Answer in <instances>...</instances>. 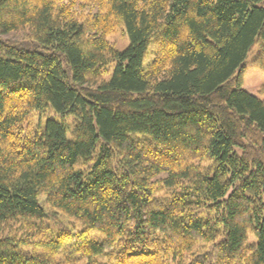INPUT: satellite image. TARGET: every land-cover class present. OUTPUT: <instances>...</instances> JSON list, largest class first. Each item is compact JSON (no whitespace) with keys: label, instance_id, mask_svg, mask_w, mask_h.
I'll use <instances>...</instances> for the list:
<instances>
[{"label":"trees","instance_id":"16d2710c","mask_svg":"<svg viewBox=\"0 0 264 264\" xmlns=\"http://www.w3.org/2000/svg\"><path fill=\"white\" fill-rule=\"evenodd\" d=\"M256 48L264 0H0V264H264Z\"/></svg>","mask_w":264,"mask_h":264},{"label":"rangeland","instance_id":"374dc122","mask_svg":"<svg viewBox=\"0 0 264 264\" xmlns=\"http://www.w3.org/2000/svg\"><path fill=\"white\" fill-rule=\"evenodd\" d=\"M110 45L119 51L125 50L129 46V38L124 30L123 25H119L117 30L108 36L107 38ZM258 48V47H257ZM255 49L248 57V61L246 62V67L244 70V87L246 90H249L252 93L258 94L260 87L264 84V73L258 67H252V59L258 54V49ZM151 59V58H150ZM111 70V69H110ZM112 72V70H111ZM110 76V72H109ZM59 220L60 223L69 225L70 221L66 219ZM62 255H66L68 250H62Z\"/></svg>","mask_w":264,"mask_h":264}]
</instances>
